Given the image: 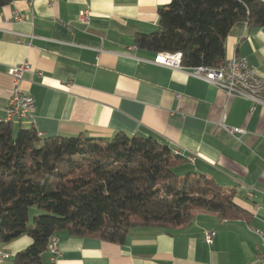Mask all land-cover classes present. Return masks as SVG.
<instances>
[{"label": "crops", "instance_id": "1", "mask_svg": "<svg viewBox=\"0 0 264 264\" xmlns=\"http://www.w3.org/2000/svg\"><path fill=\"white\" fill-rule=\"evenodd\" d=\"M171 1L12 0L0 9V119L14 88L9 70L27 62L33 71L22 87L36 110L16 127H34L43 139L153 137L197 155L187 171L214 180L245 216L199 212L180 228H139L124 244L58 232L60 255L53 259L48 250L42 264H261V240L251 229L264 232V105L229 98L136 46L138 36L158 29V11ZM15 13L26 20L14 21ZM225 50L226 60L245 58L264 77V26L235 24ZM208 232L215 233L212 245ZM32 243L29 236L9 243L0 237V264H14Z\"/></svg>", "mask_w": 264, "mask_h": 264}, {"label": "trees", "instance_id": "2", "mask_svg": "<svg viewBox=\"0 0 264 264\" xmlns=\"http://www.w3.org/2000/svg\"><path fill=\"white\" fill-rule=\"evenodd\" d=\"M12 0H0V9ZM158 29L136 39L154 54H182V66L221 68L233 26H264L262 0H172L158 11ZM153 137L118 133L39 137L34 127L0 121V237L33 243L14 264H42L58 232L124 244L139 228L172 230L199 212L245 216L231 194L187 171V160ZM46 214L30 223V209ZM32 212V211H31Z\"/></svg>", "mask_w": 264, "mask_h": 264}, {"label": "built area", "instance_id": "3", "mask_svg": "<svg viewBox=\"0 0 264 264\" xmlns=\"http://www.w3.org/2000/svg\"><path fill=\"white\" fill-rule=\"evenodd\" d=\"M55 1L52 0V3L54 4ZM88 16V11L81 13V19L83 21H86ZM25 20L26 17L24 15L15 13L14 21L24 22ZM157 60L167 68L174 70L184 69L182 66V54L180 53L158 54ZM188 70L192 72L194 77L224 91L229 98L239 97L249 100L252 103L264 105V77L245 58L233 57L228 59L221 68L197 67ZM32 71L31 65L27 62L16 65L9 70V75L13 79L14 88L8 107L5 109V117L0 119V121L8 123L33 119L36 110L35 99L22 87L25 75ZM226 129L232 135L245 133L242 129ZM174 149L175 154L183 156L187 160V163H196L197 155L191 153L186 154L178 148ZM262 178L264 179V170L262 172ZM251 231L261 240V251L257 254V259L261 264H264V232L254 228ZM214 237V232L206 233L205 240L207 244L212 245ZM48 250L51 252L53 259L60 255L58 241L55 238L50 241ZM8 257L9 255L7 253H3L2 258Z\"/></svg>", "mask_w": 264, "mask_h": 264}, {"label": "rangeland", "instance_id": "4", "mask_svg": "<svg viewBox=\"0 0 264 264\" xmlns=\"http://www.w3.org/2000/svg\"><path fill=\"white\" fill-rule=\"evenodd\" d=\"M32 211V212H31ZM33 211H35V214H33ZM41 214H46L45 211L43 210H39L37 207H33L30 209V213H29V216H30V223L33 221V219L36 217V216H40Z\"/></svg>", "mask_w": 264, "mask_h": 264}]
</instances>
